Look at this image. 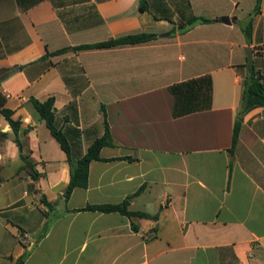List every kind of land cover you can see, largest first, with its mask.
Masks as SVG:
<instances>
[{"label":"crops","instance_id":"0c3cea01","mask_svg":"<svg viewBox=\"0 0 264 264\" xmlns=\"http://www.w3.org/2000/svg\"><path fill=\"white\" fill-rule=\"evenodd\" d=\"M147 1L0 0V92L22 145L1 116L0 264H264L263 106L230 150L248 48L264 75V0H189L211 22L184 32L174 0ZM141 33L156 38L74 49ZM204 76L210 108L174 117L169 88ZM195 91L186 105L205 106ZM50 98L74 162L111 134L67 200V154L33 104ZM123 202L158 219L86 210Z\"/></svg>","mask_w":264,"mask_h":264},{"label":"trees","instance_id":"16d2710c","mask_svg":"<svg viewBox=\"0 0 264 264\" xmlns=\"http://www.w3.org/2000/svg\"><path fill=\"white\" fill-rule=\"evenodd\" d=\"M176 3V12L180 16L179 20V30L184 32L196 23H209L211 20H207L202 17L195 16L192 14L191 5L189 0H174ZM261 0H257L256 10H259V4ZM139 7L141 11H147L149 9V3L147 0H139ZM162 17L171 23H174L173 13H169L167 10L162 11ZM156 38L154 34H132L126 35L119 38L110 39L107 41L82 45L74 48L75 50H95V49H111L120 46L126 45H139L147 43ZM69 50V48L61 49L55 54H62ZM196 90L199 88L202 89V95L206 94V105L205 106H187L186 103L190 102L194 98H198ZM171 94L174 96V117H180L197 111L210 108V100L212 93V80L210 76H204L198 79H192L180 84L173 85L169 88ZM6 98L0 92V114L4 119L10 124L12 131L15 135V142L21 148V142L18 139V132L20 130V122L14 121L12 119V112L5 108ZM34 107L40 115V118L46 123V126L50 130L53 137L59 142L62 149L65 151L68 157V161L71 166L70 170V182L65 190L64 197L65 200L69 199L73 190L77 187H87L88 184V173L89 165L94 160H100V151L104 146L111 144V134L108 126H106V131L104 135L97 139L89 148L87 153L78 159L77 161L72 160L70 144L66 135L58 129L56 126V108L55 101L53 98L48 99L47 101L40 102L33 100ZM263 106L264 107V75L261 71L256 70L255 65L253 64L251 69L248 71L247 75L243 80V94H242V104L240 112L235 122L234 131H233V140H232V150L238 143L240 132L242 129V116L247 109L252 106ZM0 138H7L6 134L0 132ZM33 177H36L33 174ZM43 203L47 207H51V204L43 198ZM86 210L102 211V212H119L129 217H138L146 219H158V214L150 215L144 212H135L128 209V202H123L116 205H94L88 206Z\"/></svg>","mask_w":264,"mask_h":264},{"label":"water","instance_id":"95a60500","mask_svg":"<svg viewBox=\"0 0 264 264\" xmlns=\"http://www.w3.org/2000/svg\"><path fill=\"white\" fill-rule=\"evenodd\" d=\"M221 21L227 25H230L233 21H235V19L229 18L228 16H224L221 18ZM247 60H248V68L251 69L253 65V51L251 48L247 49Z\"/></svg>","mask_w":264,"mask_h":264},{"label":"built area","instance_id":"2783aa9c","mask_svg":"<svg viewBox=\"0 0 264 264\" xmlns=\"http://www.w3.org/2000/svg\"><path fill=\"white\" fill-rule=\"evenodd\" d=\"M0 118H1V114H0Z\"/></svg>","mask_w":264,"mask_h":264},{"label":"rangeland","instance_id":"374dc122","mask_svg":"<svg viewBox=\"0 0 264 264\" xmlns=\"http://www.w3.org/2000/svg\"><path fill=\"white\" fill-rule=\"evenodd\" d=\"M186 56V54H184Z\"/></svg>","mask_w":264,"mask_h":264}]
</instances>
